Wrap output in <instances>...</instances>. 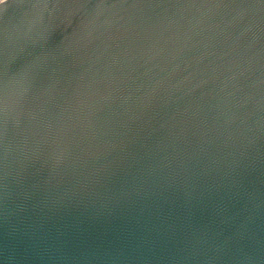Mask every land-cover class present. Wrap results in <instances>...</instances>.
I'll return each instance as SVG.
<instances>
[{
    "label": "water",
    "instance_id": "95a60500",
    "mask_svg": "<svg viewBox=\"0 0 264 264\" xmlns=\"http://www.w3.org/2000/svg\"><path fill=\"white\" fill-rule=\"evenodd\" d=\"M0 264H264V0L1 3Z\"/></svg>",
    "mask_w": 264,
    "mask_h": 264
},
{
    "label": "built area",
    "instance_id": "2783aa9c",
    "mask_svg": "<svg viewBox=\"0 0 264 264\" xmlns=\"http://www.w3.org/2000/svg\"><path fill=\"white\" fill-rule=\"evenodd\" d=\"M5 1H6V0H0V4L3 3V2H5Z\"/></svg>",
    "mask_w": 264,
    "mask_h": 264
}]
</instances>
